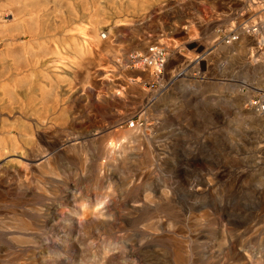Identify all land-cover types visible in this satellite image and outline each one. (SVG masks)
Here are the masks:
<instances>
[{
	"label": "rangeland",
	"instance_id": "374dc122",
	"mask_svg": "<svg viewBox=\"0 0 264 264\" xmlns=\"http://www.w3.org/2000/svg\"><path fill=\"white\" fill-rule=\"evenodd\" d=\"M32 1L0 0V21L11 27L0 32V264H28V252L31 264H140L127 256L132 243L147 264H216V232L230 239L238 226L215 220L212 189L189 191L213 186L218 166L250 167L264 150V122L246 106L264 88L256 81L264 80V47L244 57L232 49L256 40L241 27L264 0ZM97 5L105 37L81 59L78 29L92 33ZM230 27L237 39L225 44ZM154 43L169 52L164 70L140 79L126 57ZM46 157L52 174L43 172ZM256 175L264 185V169ZM250 180L240 210L261 228L264 199ZM162 216L175 232L153 229Z\"/></svg>",
	"mask_w": 264,
	"mask_h": 264
},
{
	"label": "bare ground",
	"instance_id": "6f19581e",
	"mask_svg": "<svg viewBox=\"0 0 264 264\" xmlns=\"http://www.w3.org/2000/svg\"><path fill=\"white\" fill-rule=\"evenodd\" d=\"M5 2H8L9 0H4ZM31 2H33L32 0H30ZM39 1V0H38ZM95 1V0H94ZM114 0H112L113 2ZM35 2V1H34ZM131 2V1H130ZM36 3V2H35ZM129 3V1L127 2ZM122 6V4H121ZM119 6V7H121ZM130 6V5H129ZM73 11V10H72ZM100 11H102V9L100 8V6H96L95 7V12L93 14H95V18L94 20L96 21V23L93 25L92 24V28H90L91 30V34L90 33H85L84 30L82 29H78V35H79V39L80 41H76L75 42V45H74V51L76 53H78L81 57V59L83 58V56L85 54H88V52L94 48L95 46L99 45V40H100V35H99V26H98V20L96 17H98V14L100 13ZM104 11V9H103ZM72 15V14H71ZM93 16V15H92ZM73 17V16H72ZM75 17V16H74ZM79 18V17H78ZM2 19H3V16H2ZM1 20V19H0ZM32 18H30L28 20V25L27 26V29H28V32H31L29 31V29H34L35 30V26L36 25H30L31 24V21ZM252 22V21H251ZM100 23V22H99ZM120 21H116L114 24L117 25L119 24ZM44 27V26H43ZM42 27V28H43ZM11 27L0 21V32L4 31L5 29H10ZM32 30V31H34ZM43 30V29H42ZM74 30L77 31L76 28H74ZM35 32V31H34ZM262 43V42H261ZM163 44V43H162ZM260 44V42H259ZM250 45H252L250 47ZM258 45V41L254 40V42L252 44H246L242 41H238L237 43L234 44V46L232 47V49H234L236 51V54H239L241 55V57L245 56L246 54H252V51L250 52V50H253V49H256ZM97 49V47H96ZM231 49V50H232ZM97 52V51H96ZM255 52V50H254ZM231 53V51H230ZM229 53V54H230ZM234 53V52H233ZM234 55V54H233ZM260 56V55H259ZM261 57V56H260ZM258 61V60H257ZM78 64V63H77ZM79 66V65H78ZM184 70H180L176 73H173L172 71L169 73L170 75L168 76L169 77V80L170 81H175L178 77H181L183 75H185L184 73H186V71ZM132 72L136 73V76H140L139 77L140 79H142V77L145 75L146 77L149 75L147 73H142L140 70L138 69H134ZM259 77V76H258ZM258 83L257 85L259 86L261 83L264 82V80H261V79H257L256 80ZM260 83V84H259ZM264 85V84H263ZM27 96V95H26ZM29 96V95H28ZM33 96V95H32ZM32 99V98H31ZM30 99V100H31ZM241 99V98H240ZM33 100V99H32ZM30 105V104H29ZM55 105V104H54ZM28 106V105H27ZM32 109V108H31ZM59 113V112H58ZM64 113V112H63ZM249 115V117H253L254 119H257L259 121H262L264 122V114H260L258 112H255V111H249L247 112ZM246 113V114H247ZM60 117H62V115L64 114H59ZM55 118V116H54ZM63 120V119H62ZM60 121V120H59ZM64 121V120H63ZM63 123V122H61ZM246 127V126H245ZM231 136V135H230ZM229 136V137H230ZM77 138V137H76ZM69 139V138H68ZM67 139V140H68ZM71 139V138H70ZM231 139V138H230ZM72 140V139H71ZM71 140H68V141H71ZM62 143V141H61ZM74 144V143H73ZM78 144V143H77ZM149 144V143H148ZM61 145H65V142H63ZM80 145V144H79ZM260 145V144H259ZM261 145H264V144H261ZM75 147V146H74ZM260 147V146H259ZM79 148V147H78ZM257 148V147H256ZM40 149V148H39ZM46 149V148H45ZM133 151V150H132ZM135 151V150H134ZM76 152V151H75ZM131 152V151H130ZM39 153V152H38ZM47 153V152H46ZM79 154V157H80V161H79V164L82 166L86 165V155L84 154V151L82 150H79L77 152ZM126 152H122L120 153V157L121 158V161L124 163L126 161ZM88 154V153H87ZM257 154H255V158L252 160V162L250 163L251 166L250 167H246V169H234V167L230 166L229 167H226V168H222L221 166H218V169L216 170V173L214 174L215 175V181L216 183L213 185V186H207V187H197V188H194V189H191L189 191V194H191L190 192L191 191H194V190H198V191H207V189H212V191H214L215 193V206H216V210H214V216H215V220L218 219V218H224L226 221V224L229 225L230 229L233 228L231 226H238L236 228V231L237 232H234L235 234L233 235L232 238L228 239L227 236L224 234V233H221V231L219 233L216 232V235H215V238H214V246H213V249H212V252L213 254L215 253L216 254V264H264V243L263 241L261 240H264V230L262 229L263 226H261V228H259L258 226L260 225L258 222H256V224L254 225H249V222H250V219L247 218L246 216V213H241L243 211L240 210V207L242 204L246 205V203H242L243 200H245V195L244 193H241L240 194V190L243 191L242 189H244V183H247L246 182V179H248V175L250 176L251 180L249 181V184H247V188H249V190H251V194L253 195H257V197H263L264 199V185L263 183H260V182H254L253 181V178L254 176L256 175V173L258 171H260V169H264V150H258L257 151ZM47 155V154H46ZM45 155V156H46ZM50 155V153H49ZM60 155V154H59ZM133 155V154H132ZM41 157L42 154L40 155ZM48 156V155H47ZM90 156V155H89ZM35 157V156H34ZM38 157V156H37ZM51 157V156H50ZM128 157V156H127ZM46 161L44 163V166H43V172L44 173H54V164L49 160L50 158L49 157H46L45 158ZM73 159V158H72ZM90 159V158H89ZM88 159V160H89ZM138 160V159H137ZM158 160V159H157ZM246 161V160H245ZM251 161V160H250ZM35 162V161H34ZM39 162V161H38ZM29 166V165H28ZM66 166V165H65ZM68 166V165H67ZM64 167V166H63ZM106 167V166H105ZM81 168V167H80ZM56 169V168H55ZM62 170V169H61ZM82 170V169H81ZM85 170V169H84ZM59 171V170H58ZM58 173V172H56ZM60 173V172H59ZM57 176V175H56ZM110 177V176H109ZM256 177H258L256 175ZM107 178V177H106ZM226 178V179H225ZM259 178V177H258ZM113 179V178H112ZM226 180V185H225V188H222L221 187V183L222 180ZM260 179V178H259ZM109 180V179H108ZM98 185V184H97ZM199 185V183H198ZM197 186V185H195ZM259 186H262L259 187ZM111 187H112V183H109L107 184V186H102V195L103 196H107L108 195V192L111 190ZM165 189V188H164ZM163 189V190H164ZM248 190V191H249ZM162 191V190H161ZM166 191V190H165ZM163 191V192H165ZM101 192V191H100ZM239 192V193H238ZM166 193V192H165ZM196 193V192H194ZM238 193V194H237ZM161 194V193H160ZM97 195V194H96ZM148 195V194H147ZM162 195V194H161ZM168 195V194H167ZM110 196V195H109ZM164 196V195H163ZM63 197V196H62ZM74 197V193H73V196ZM145 197V196H144ZM244 198V199H243ZM80 199V198H79ZM156 199V198H155ZM241 200V202L239 203V201ZM251 201V200H250ZM68 202V201H67ZM192 202V201H190ZM189 202V203H190ZM250 203V202H249ZM119 205V204H118ZM141 204L137 203V204H132L131 206L132 207H137ZM81 207V206H80ZM244 207V206H243ZM248 207V206H247ZM119 208V207H118ZM81 209V208H80ZM85 209V208H84ZM95 209H96V215H98V219L102 218V214L101 211H100V208L99 206H95ZM111 209L113 211L114 210H117V205L114 204V206H111ZM82 210V209H81ZM87 211V210H86ZM188 211V210H187ZM82 213H85L84 211ZM85 215V214H84ZM213 215V214H212ZM241 215H244V216H241ZM120 216V215H119ZM114 218V217H113ZM94 219V218H93ZM95 219L97 220V218L95 217ZM103 219V218H102ZM106 219V218H105ZM121 219V218H120ZM96 220H93L94 222ZM186 220V219H185ZM91 222H93L92 220H90ZM89 221V222H90ZM103 221V220H102ZM157 221V222H156ZM154 223V230L156 231L157 229L159 228H164L165 226L168 227V230L170 231H173L175 232L177 229H176V226L174 224V219H172L171 217H167V216H162V217H159L157 218ZM259 221V220H258ZM261 221V220H260ZM99 223H100V220H99ZM19 224H21L22 228H26V225L25 222L22 220L21 222L19 221ZM95 223H91V225H93ZM98 224V223H97ZM218 224V223H217ZM165 225V226H164ZM258 225V226H257ZM87 226V224H86ZM96 226V225H95ZM103 226V225H101ZM92 226H90L91 228ZM153 227V226H152ZM165 227V228H166ZM225 227V226H224ZM253 229H252V228ZM87 230V232L89 231V228H84V230ZM107 229V228H106ZM218 229V228H217ZM224 229V228H223ZM234 229V228H233ZM85 230V231H86ZM261 230V231H260ZM110 231V230H109ZM158 231V230H157ZM227 231V230H226ZM113 232V231H112ZM159 232V231H158ZM161 232V231H160ZM251 232V233H249ZM152 233V232H151ZM87 234V233H86ZM89 235V234H87ZM229 236V235H228ZM263 237V238H262ZM84 239V238H83ZM82 239V240H83ZM19 241V240H18ZM138 242V241H137ZM136 242V243H137ZM130 244V243H129ZM133 244V243H132ZM130 244L129 245V249L127 250V256H136V258L138 259V261L140 262V264H147L148 263V260L149 258H147L146 256H144V254H142L140 252L141 250V247L140 245L137 247V248H133V245ZM248 244H252L253 245V248H255V250L253 249H248L247 248V245ZM227 248V256L226 257H221L222 256V250L224 248ZM211 251V250H210ZM175 253L178 255V251L176 250ZM214 254V255H215ZM185 255V254H184ZM225 255V254H224ZM29 259V263L31 264L32 262L34 263V255L31 253L28 252V254L25 256V257H21V260L24 261V260H27ZM28 263V264H29ZM60 264V263H59Z\"/></svg>",
	"mask_w": 264,
	"mask_h": 264
},
{
	"label": "built area",
	"instance_id": "2783aa9c",
	"mask_svg": "<svg viewBox=\"0 0 264 264\" xmlns=\"http://www.w3.org/2000/svg\"><path fill=\"white\" fill-rule=\"evenodd\" d=\"M258 12L257 16L249 19L242 25L241 30L242 33L245 30L243 34L253 37L256 41H260V44L258 43L259 47H264V5L260 7ZM232 27L223 33L221 41L225 44H230L237 39V35ZM101 36L104 38V33ZM168 55L167 47L160 43H154L147 46L143 52L129 53L126 58L132 68L142 72H149L152 77L158 78L164 70ZM246 106L255 112L264 114V88L258 89L250 95ZM132 126L133 122L130 124V127Z\"/></svg>",
	"mask_w": 264,
	"mask_h": 264
}]
</instances>
